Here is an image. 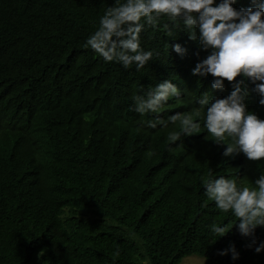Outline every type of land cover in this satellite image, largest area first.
I'll use <instances>...</instances> for the list:
<instances>
[{"label":"trees","instance_id":"obj_1","mask_svg":"<svg viewBox=\"0 0 264 264\" xmlns=\"http://www.w3.org/2000/svg\"><path fill=\"white\" fill-rule=\"evenodd\" d=\"M114 3L0 0V264H181L192 255L205 264H264V251H255L264 227L242 236L203 186L224 176L255 187L264 160L225 156L226 144L205 138L199 104L191 114L200 133L175 143L168 135L180 131L178 121L146 122L168 121L179 102L135 111L133 97L165 80L195 99L212 96L209 77L192 74L210 50L178 21L172 37L162 27L141 33V48L154 53L143 69L107 62L84 45ZM225 82L222 98L233 91ZM246 83L247 110L264 120L255 84ZM213 223L234 227L217 237Z\"/></svg>","mask_w":264,"mask_h":264},{"label":"clouds","instance_id":"obj_2","mask_svg":"<svg viewBox=\"0 0 264 264\" xmlns=\"http://www.w3.org/2000/svg\"><path fill=\"white\" fill-rule=\"evenodd\" d=\"M235 2L221 0L217 5L216 0H124L123 3L115 0L84 47L91 48L107 62L117 61L125 68L135 64L139 71L154 55L153 51L141 48L140 37L146 27H162L172 37L174 29L182 23L190 39L198 40L203 49L210 50L192 74L209 77L213 95L205 92L195 99L193 94L179 90L175 82L165 80L154 87L149 85L143 94L133 97L135 111L140 115L156 113L162 105H172V99L179 102L174 106L177 112L173 110L168 121L146 122L155 129L158 124L167 127L168 123L178 121L180 131L168 135V140L175 143L181 136L200 133L201 123L191 114L200 109L199 104L206 109L202 129L205 138L218 145L226 144L225 156L242 152L248 160L260 161L264 160V120L249 112L244 101L249 96L246 81L250 80L261 97L259 103L264 105V0H253L256 7L240 10L233 7ZM164 17L167 22L161 25ZM174 50L180 54L185 51L179 44L174 45ZM241 76L244 79L237 80ZM225 80L233 84V91L222 98ZM203 186L205 195L221 212L230 211L236 217L234 226L242 236L254 237L255 230L264 227V174L255 180V187H238L236 179L224 176L203 179ZM234 226L213 223L210 231L223 237ZM232 251L235 253L234 246ZM255 251H264V243ZM233 258H238V254Z\"/></svg>","mask_w":264,"mask_h":264},{"label":"rangeland","instance_id":"obj_3","mask_svg":"<svg viewBox=\"0 0 264 264\" xmlns=\"http://www.w3.org/2000/svg\"><path fill=\"white\" fill-rule=\"evenodd\" d=\"M204 259L198 255L186 257L181 264H204Z\"/></svg>","mask_w":264,"mask_h":264}]
</instances>
